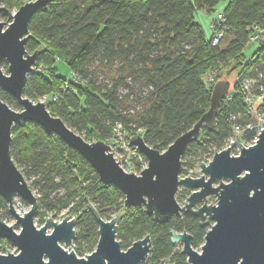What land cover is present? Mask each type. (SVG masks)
<instances>
[{"label":"trees","instance_id":"16d2710c","mask_svg":"<svg viewBox=\"0 0 264 264\" xmlns=\"http://www.w3.org/2000/svg\"><path fill=\"white\" fill-rule=\"evenodd\" d=\"M1 3L9 11L24 1ZM5 12L0 18L6 19ZM217 12H222L226 29L220 43L212 45L209 27L206 36L195 13L209 21ZM254 25L264 27V0H52L28 23L25 50L37 55L24 96L43 100L50 114L86 140L109 145L119 124L125 137L139 135L162 152L208 110L213 84L235 74L212 127L202 126L181 157L194 155L192 162H200L234 138L233 125L242 129L243 142L252 138L246 129L252 118L240 81L264 76V37L253 44L249 56L244 54L252 44ZM57 61L65 65L68 76L58 73ZM209 76H214L213 84L207 83ZM0 99L20 110L17 101L1 90ZM9 152L23 178L31 180L37 200L34 217L70 210L75 216L72 243L86 244L90 253L98 226L89 204L104 220L111 214L119 217L116 239L123 250L149 236L143 264H188L178 244L171 243L170 232L188 233L192 247L198 248L212 224L211 220L200 224L191 213L160 222L143 207L124 206L117 188L102 184L74 150L33 123L12 126ZM6 206L0 198V208ZM83 253L77 249L78 256Z\"/></svg>","mask_w":264,"mask_h":264},{"label":"water","instance_id":"95a60500","mask_svg":"<svg viewBox=\"0 0 264 264\" xmlns=\"http://www.w3.org/2000/svg\"><path fill=\"white\" fill-rule=\"evenodd\" d=\"M51 1L24 2L10 15L1 7L0 0V12L6 11L11 19L7 25L0 22V90L20 106V110H13L0 99V198L20 227L16 232L0 220V240H6L17 250V254L7 251L5 255L0 254V264H141L150 248V238L146 235L122 250L116 239L119 217L104 220L90 204L88 209L97 222L98 239L95 250L84 258L63 248L69 247L75 237L73 219L64 217L57 222L46 218L40 228L34 226L36 196L9 152L12 126L25 122L57 136L74 150L91 166L102 184L112 185L122 193L124 206L143 207L160 222L181 213L193 214L200 224L211 220L200 252L192 247V237L188 233L170 232L171 243L181 244V253L188 264H264V130H260L255 144L247 147H241V137L235 135L207 164L198 162L195 165L201 172L198 178H179L181 157L187 145L199 137L202 126L212 127L219 101L228 92L229 81L218 80L213 84L208 110L164 151L149 147L141 136L130 137L129 149L141 153L147 166L139 174L125 172L109 145L102 141H86L60 118L50 114L44 101H32L24 96L25 82L34 71L37 55V52L30 54L25 50L28 23L39 8ZM3 63L7 64L8 74L2 72ZM234 146H240L237 155L231 154ZM179 187L191 190L183 206L174 197ZM14 196L28 206L22 216L14 211ZM210 196L216 197L215 205L205 203ZM49 228L51 232L47 234Z\"/></svg>","mask_w":264,"mask_h":264},{"label":"built area","instance_id":"2783aa9c","mask_svg":"<svg viewBox=\"0 0 264 264\" xmlns=\"http://www.w3.org/2000/svg\"><path fill=\"white\" fill-rule=\"evenodd\" d=\"M208 27L212 33L211 44H219L224 37V31L226 29L222 25V12H217L210 17ZM263 37L264 27L259 25L251 27V34L249 37L250 43L257 44ZM257 77L259 79H256ZM257 77L249 76L240 81L244 92L243 101L247 107V113L252 118L250 124L246 126V129L252 132V138L249 142H243L241 140L243 146H249L254 143L260 130L264 129V76L258 74ZM206 80L208 84H213L214 76H209ZM257 125H260V127H255ZM232 130L234 135H240L242 132V129L238 125H233ZM114 132L113 140L111 144H109L113 157L118 161L120 167L125 172L139 174V172L147 166L146 158L136 149H129L128 141L131 136L129 138L125 137L119 124L114 127ZM232 140L233 137L225 142L222 149L226 148ZM234 152L237 153L238 150L235 148ZM204 160L202 162H204ZM207 161L208 160L204 163H207Z\"/></svg>","mask_w":264,"mask_h":264},{"label":"rangeland","instance_id":"374dc122","mask_svg":"<svg viewBox=\"0 0 264 264\" xmlns=\"http://www.w3.org/2000/svg\"><path fill=\"white\" fill-rule=\"evenodd\" d=\"M23 1L27 2V1H31V0H23ZM1 7L4 8V5H2V3H1ZM220 7H221V5L218 6V8H220ZM14 9L15 8H11L9 11L7 10V12L10 15H12L16 11ZM7 12H5V13L8 15ZM5 18L6 19L0 18V22H4V25H7L9 22H11V19H9L8 16H6ZM195 20L202 26L205 35L208 36L209 35V29H208V22L209 21H208V18L205 15H201L199 13H195ZM255 46L256 45L249 44V46L246 47L245 50H244L245 56H249L252 53V51L255 48ZM55 65H56V67L58 69V73L59 74H61L63 76H68L69 75V72L66 71L67 69H66L65 65L61 61H57ZM1 69H2V72L4 74H8L7 73V64L6 63H3L1 65ZM234 78H235V74H231L230 76L227 75V77H225V79L222 78V80H228L229 81V87H230L232 85L233 81H234ZM41 101H43V100H41ZM262 130H264V129H262ZM259 133H258V135H259ZM81 136L83 137V135H81ZM256 140H257V138H256ZM256 140H255V142H256ZM86 141L92 142L94 140H86ZM255 142L250 144V145L255 144ZM241 147H247V146H243V143L241 142ZM235 148L239 151L240 146L233 147L232 152H231L232 155H237L238 154V152L237 153L234 152ZM212 155L210 157L208 155H203V157L205 158L204 162H206V160H208L207 161V163H208L211 160ZM194 158H195L194 155H186L183 158V160H181V169L182 170H186V173L181 174V171H180L179 178H184V177H187V176L191 177V178H198L201 175V172H199L200 169L195 167V165L198 162H196V161L192 162L194 160ZM202 161H200V162H202ZM204 162H202V163H204ZM207 163H204V164H207ZM189 164H193V167L189 168V166H188ZM30 181L31 180H29V179L26 180L28 186L30 184ZM190 192H191L190 189L183 190L181 187H179L177 189L176 193H175V196H174L176 202L180 206H183V203H184L183 201L186 200V198L188 197ZM12 203H13L14 211L20 216H22L23 213H25L28 210L27 204L25 202H23L18 196H14V198L12 200ZM205 203L207 205H215L216 204V197L215 196L207 197ZM200 204L201 203H199L198 206H200ZM7 208H8L7 206H6V208H0V220H2L6 225L12 226L16 232H19L20 227L15 224V218L13 217V215L8 213ZM41 211H43V210H41ZM69 211L70 210H67V209L66 210H61L57 214H54L53 212H44L45 215H37V216H35L33 218V224H34V226L36 228H40L44 224V221H45L46 218H51L53 221H57V222H60L64 217L68 218L69 220L70 219L74 220L75 216H73ZM113 217H114V215L111 214L110 215V219L113 218ZM50 232H51V228H49L47 230V234H49ZM178 246L181 248V244H178ZM62 247H63V245H62ZM95 247H96V245H95ZM95 247H94V249L92 251L95 250ZM63 248L66 251H68V252L72 251L77 257L84 258V257H86V255L90 254L89 249H88L86 244H82L81 247H78V246H76L75 244L72 243L69 247H66V248L63 247ZM78 248L81 249L82 251H84V253H83L84 255L78 256V254H77V249ZM194 250H196L197 252H200V246L198 248H194ZM6 251L9 252V253H12V254H17V250L12 244L7 242L6 240H0V254L5 255L7 253ZM143 263H141V264H143ZM162 264H165V263L163 262Z\"/></svg>","mask_w":264,"mask_h":264}]
</instances>
